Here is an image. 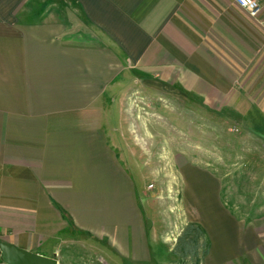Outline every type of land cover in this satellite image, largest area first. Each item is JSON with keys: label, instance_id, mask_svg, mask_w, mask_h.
<instances>
[{"label": "crops", "instance_id": "1", "mask_svg": "<svg viewBox=\"0 0 264 264\" xmlns=\"http://www.w3.org/2000/svg\"><path fill=\"white\" fill-rule=\"evenodd\" d=\"M135 74L178 75L264 140V29L234 0H0V241L56 259L74 233L149 259L118 132L92 119ZM181 171L209 241L198 264H264V230L224 206L220 180Z\"/></svg>", "mask_w": 264, "mask_h": 264}, {"label": "rangeland", "instance_id": "2", "mask_svg": "<svg viewBox=\"0 0 264 264\" xmlns=\"http://www.w3.org/2000/svg\"><path fill=\"white\" fill-rule=\"evenodd\" d=\"M122 77L125 87L114 96L115 105L108 104L104 113L103 106L93 110L92 119L97 123L101 117L106 130L118 132L110 143L139 189L149 259L134 262L119 257L107 242L69 233L58 249V263H200L209 241L203 227L186 215L181 171L186 164L212 172L220 180L224 206L264 230V140L251 125L232 119L228 109L208 108L178 75Z\"/></svg>", "mask_w": 264, "mask_h": 264}, {"label": "water", "instance_id": "3", "mask_svg": "<svg viewBox=\"0 0 264 264\" xmlns=\"http://www.w3.org/2000/svg\"><path fill=\"white\" fill-rule=\"evenodd\" d=\"M0 260L4 264H59L55 258L34 254L2 241H0Z\"/></svg>", "mask_w": 264, "mask_h": 264}, {"label": "built area", "instance_id": "4", "mask_svg": "<svg viewBox=\"0 0 264 264\" xmlns=\"http://www.w3.org/2000/svg\"><path fill=\"white\" fill-rule=\"evenodd\" d=\"M237 5L245 10L248 15L256 20L260 27L264 29V17L261 15V5L258 0H234ZM153 188V185L150 186Z\"/></svg>", "mask_w": 264, "mask_h": 264}, {"label": "trees", "instance_id": "5", "mask_svg": "<svg viewBox=\"0 0 264 264\" xmlns=\"http://www.w3.org/2000/svg\"><path fill=\"white\" fill-rule=\"evenodd\" d=\"M208 250H209V243L207 244V250H206V252L204 253V256L207 254ZM0 261H1V260H0Z\"/></svg>", "mask_w": 264, "mask_h": 264}]
</instances>
